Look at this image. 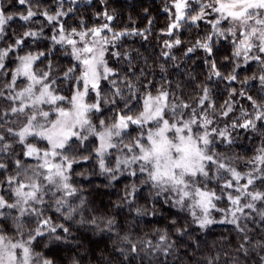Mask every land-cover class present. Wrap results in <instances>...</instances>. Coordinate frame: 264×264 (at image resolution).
I'll return each mask as SVG.
<instances>
[{
  "label": "snow or ice",
  "instance_id": "6c2138e0",
  "mask_svg": "<svg viewBox=\"0 0 264 264\" xmlns=\"http://www.w3.org/2000/svg\"><path fill=\"white\" fill-rule=\"evenodd\" d=\"M52 2L54 10L41 0H15L20 6L16 12L5 11L0 2V41L7 44L0 47V100L9 102L0 109V264H56L54 258L37 251L36 245L45 242L44 247L49 248L76 243L71 239L73 224L119 236L116 217L97 215L82 187L74 182L75 176L87 178L74 165L89 161L108 179L109 187L121 177L129 178L121 203L114 205L117 209L126 205L137 216H154L157 205L161 209L167 206L186 213L191 225L201 231L217 223L231 224L240 237L235 251L244 257L256 252L264 264V239L249 235L255 231L249 223L264 230V0H166L169 24L164 34L172 39L164 41L168 51L161 55L174 61L171 49L182 44L181 30L207 25L205 34L184 54L202 50L207 79L228 82L229 99L219 110L207 84L201 86L192 104L163 84L157 88L144 68L137 75L110 66L108 57L118 64L127 61V68H133L130 53L111 49L117 48L122 37L144 36L143 32L114 31L110 22L115 17L107 10L96 17H103L104 23L89 27L81 19L79 27H66L65 20L76 11L73 5L81 0ZM37 17H43L46 24ZM14 21L22 22L24 30H13L9 37ZM33 23L40 27H28ZM42 40L49 41L46 49L25 51ZM220 43L231 46L230 55L224 57L232 64L227 75L213 58ZM59 52L70 58L62 72L53 63ZM252 62L260 72L239 80V70ZM165 70L161 64L160 71ZM105 82L106 92L102 88ZM234 83L246 87L238 91ZM60 85L68 86L66 93ZM257 86L259 92L251 94ZM237 95L251 110L241 108L230 125L213 127L217 113L228 117L233 112L232 98ZM105 106L112 115L107 119L95 116ZM236 130L262 137L255 154L246 161V172L216 151L217 138L231 145ZM214 181L219 192L209 186ZM257 181L260 187H256ZM142 189L149 194L151 211L133 207ZM221 200L229 206L218 207ZM214 211L222 213V218L216 219ZM170 223L176 226L178 237L191 236L176 218ZM121 239L128 246L117 251L125 260L144 252L149 258L163 257L161 264H167V258L180 247L178 241L170 240L167 229L155 244L151 239L134 242L127 234ZM219 259V254L206 257L205 264H217ZM239 259L233 257L232 264H239ZM70 264L81 261L74 255Z\"/></svg>",
  "mask_w": 264,
  "mask_h": 264
},
{
  "label": "trees",
  "instance_id": "16d2710c",
  "mask_svg": "<svg viewBox=\"0 0 264 264\" xmlns=\"http://www.w3.org/2000/svg\"><path fill=\"white\" fill-rule=\"evenodd\" d=\"M5 5V11L16 12L20 7L15 5V0H0ZM41 3L48 4L50 10L55 9V4L52 0H41ZM68 7L65 4V9ZM75 12L70 14L65 20L66 27H79L81 19L89 27L104 23L103 17L97 19V14L107 10L115 19L110 22V26L114 31L122 30H138L144 33V36H125L117 42V48L112 51L119 50L120 52L127 51L133 58V68H127V61L117 63L115 58L108 57L110 66L123 68L124 72H132L137 75L141 68H144L148 73V79L152 80L157 88L163 86L188 103H195V98L200 95V89L203 85L210 86L212 101L217 109L224 104L225 100L229 99V86L226 80H218L215 77L209 81L208 66L204 63L205 53L202 50H197L190 55H185V49L191 45L198 36L205 34L207 25L201 24L199 28H191L190 30H181L179 33L182 39V44L171 49V55L176 59L165 60L161 55L162 52L168 51L164 47L165 40H171L164 34L168 24L169 15L164 11L166 0H92L88 3L87 0H81L77 5H73ZM38 21H43V17H37ZM19 21H14L9 30V37L14 30L17 33L22 32ZM33 29H38L40 23L29 25ZM45 34H48V28L45 27ZM111 36L112 33H107ZM7 43H11V38L7 39ZM49 41L42 40L35 44H30L28 50H44L47 48ZM4 41H0V47H6ZM231 46L226 43H220L214 49V59L217 61V67L223 75H227L232 70V64L224 60L226 55H230ZM70 58L63 55L62 52L56 54L53 61L58 65L57 71H63L68 66ZM165 65V71H160V65ZM44 65H41L43 68ZM260 69L255 62H252L247 68L239 70V80H244L246 76H251L253 73H259ZM238 91L246 86L240 83H234ZM67 85H60V90L66 93ZM104 91H107V85L102 84ZM259 92V87L252 89L251 94L256 95ZM234 110L228 117L220 116L218 113L214 116L213 127L223 129L226 125H230L231 121L240 116L241 108L251 110L248 102L239 97H233ZM8 101L0 100V109L7 108ZM112 114L108 111V106L104 107L101 113L95 114L100 118H109ZM94 116V121H95ZM15 127V125H12ZM231 131V129H230ZM234 143L231 145L217 138L216 151L222 154V158L230 161L239 171L246 172L249 170L246 161L250 159L255 150L260 146L262 137L260 134L252 132H244L243 130L232 131ZM78 171H85L87 178L75 176L74 182L78 183L83 189V195L87 198L89 205L97 215H114L116 217V229L119 236L112 234L111 237L107 233H98L89 230L88 226L81 227L77 224L72 225L71 239L76 241L73 244H53L49 248L44 247L45 242L36 245L37 251H43L46 255L55 259L56 264H70V258L76 256L80 259L81 264H161L163 257L157 258L153 256L149 258L144 252L129 260H125L117 251L119 247H127L121 237L127 234L134 242L151 239L153 244L158 239L160 233L167 229L170 240L178 241L180 247L173 256L167 258V264H205V258L219 254L220 259L217 264H232L233 257L240 256L239 264H260L259 255L256 252H251L248 257H244L235 251L236 246L240 242L239 234L234 230L231 224H214L207 231H201L194 225H191V218L186 213H180L174 208L164 206L161 209L160 205L156 206V215L137 216L135 211H128L126 205H122L117 209L114 205L121 203V197L124 194L126 184L129 178L124 176L120 180L114 182L112 187L107 186L109 181L105 176L99 174L95 168L94 161H89L88 164L74 165ZM95 173V174H93ZM243 183V181H242ZM210 187L215 188L219 192L217 183L214 181ZM256 187H260V181L256 182ZM148 192L141 190L138 194L133 207L147 208L151 211L152 205L148 201ZM218 207L226 208L229 205L226 200L217 202ZM260 207V205H258ZM161 210L163 214L161 215ZM54 215V213H48ZM89 215L90 213H85ZM215 218L222 216L220 212H213ZM255 216V213H253ZM171 218L177 219L178 225L188 227L191 236L178 237L174 231L175 225L170 223ZM257 222L259 218L257 217ZM249 227L255 229L249 235L254 239H264V230L257 228L256 224L249 223ZM198 245V246H197ZM138 247H143L138 244ZM187 253V254H186ZM264 254V253H261ZM158 255V254H157Z\"/></svg>",
  "mask_w": 264,
  "mask_h": 264
},
{
  "label": "rangeland",
  "instance_id": "374dc122",
  "mask_svg": "<svg viewBox=\"0 0 264 264\" xmlns=\"http://www.w3.org/2000/svg\"><path fill=\"white\" fill-rule=\"evenodd\" d=\"M230 178V177H229ZM222 216H223V214H222ZM222 216L221 217H219L218 219H221L222 218ZM217 219V218H216Z\"/></svg>",
  "mask_w": 264,
  "mask_h": 264
}]
</instances>
